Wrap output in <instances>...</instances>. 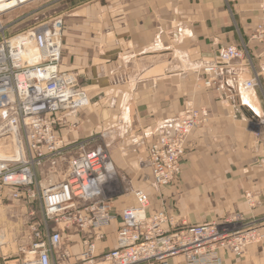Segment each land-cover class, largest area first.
I'll use <instances>...</instances> for the list:
<instances>
[{"label": "crops", "instance_id": "1", "mask_svg": "<svg viewBox=\"0 0 264 264\" xmlns=\"http://www.w3.org/2000/svg\"><path fill=\"white\" fill-rule=\"evenodd\" d=\"M65 2L70 5L61 68L77 75L90 103L58 113L62 120L55 129L67 142L88 138L105 144L110 171L121 179L109 197L116 219L101 229L105 237L96 243L97 253L117 247L118 214L137 205L131 191L142 189L151 200L148 214L165 210L189 224L230 220L233 230L258 227L260 242L242 257L222 253L221 264H264V38L254 37L260 25L264 29V0ZM230 44H246L252 65L233 60L225 68L224 92L205 88L202 66ZM256 73L260 87L245 90ZM190 98L208 123L190 135L182 174L159 188L148 147L160 124ZM9 201H0V263L23 264L20 246L30 242V232L19 214L1 210ZM236 215L241 218L233 223ZM64 237L75 264L84 234L67 230ZM165 264L185 262L177 257Z\"/></svg>", "mask_w": 264, "mask_h": 264}, {"label": "built area", "instance_id": "2", "mask_svg": "<svg viewBox=\"0 0 264 264\" xmlns=\"http://www.w3.org/2000/svg\"><path fill=\"white\" fill-rule=\"evenodd\" d=\"M33 1L7 6L0 13ZM63 25L64 19L56 16L11 35L1 25L0 133L14 137L15 151L0 159V201H38L42 214V219L28 222L30 242L20 246L23 264H71L64 244L67 230L84 234V249L75 264H165L177 257L185 264H221L222 253L242 257L251 244L260 242L258 227L233 230L230 220L189 224L165 210L148 214V193L132 189L137 205L118 214L117 247L97 253L96 243L105 237L101 229L116 219L105 187L113 176L111 157L105 144L88 138L67 142L55 129L62 120L58 113L90 102L77 75L61 68ZM254 37L264 38L261 25ZM218 52L214 62L202 66L199 79L205 88L223 93L228 86L226 66L233 60L252 63L246 44H230ZM259 84L256 73L244 89ZM207 123L208 117L190 98L180 113L160 124L148 147L157 187L171 186L182 174L189 137Z\"/></svg>", "mask_w": 264, "mask_h": 264}, {"label": "rangeland", "instance_id": "3", "mask_svg": "<svg viewBox=\"0 0 264 264\" xmlns=\"http://www.w3.org/2000/svg\"><path fill=\"white\" fill-rule=\"evenodd\" d=\"M22 1L25 2V0ZM51 2L52 0H35L33 2L25 3L24 5L17 7L10 12L0 13V33L4 29L6 30L7 35H11L25 29V27L27 26L40 23V21L43 20L53 19L56 16L62 17L64 20L67 19L68 12L66 8L70 5V3H68L67 5L65 0H55L54 4H51ZM1 25L4 26L3 29H1ZM258 87H260V84ZM0 142L4 143L3 145H5L3 147L0 146V153L2 152V154H0L1 158L14 153L15 145L13 136L0 133ZM94 143L96 145L103 144L101 141ZM120 180V177H118L117 175H113L112 179H110V181L105 185L108 192V197L113 196L117 193V189L120 186ZM2 204L4 205L1 210H3L5 214L8 210H10L12 212L14 211L15 214L17 213L20 215L19 218H22L24 227L29 224L28 222L30 221V219H42L41 204L38 201H32L30 203H13L9 201ZM10 204H12V206H9ZM32 211H34L33 215L30 214Z\"/></svg>", "mask_w": 264, "mask_h": 264}, {"label": "bare ground", "instance_id": "4", "mask_svg": "<svg viewBox=\"0 0 264 264\" xmlns=\"http://www.w3.org/2000/svg\"><path fill=\"white\" fill-rule=\"evenodd\" d=\"M26 1V0H25ZM21 2H23L22 0H10V2H8V0H0V9L2 10V9H5L7 6H13V5H15L16 3H21ZM245 99V98H244ZM246 100H248L249 102H253L254 101V99H251V98H249V97H247L246 98ZM90 103V102H89ZM0 121H1V116H0ZM12 138V137H11ZM3 141V140H2ZM1 143V142H0ZM4 143H1L0 144V146H5V145H3ZM0 154H2V152L0 153ZM10 156V155H9ZM6 157H8V156H6ZM6 157H3V158H1V155H0V159H4V158H6ZM115 170V169H114ZM121 188V187H120ZM108 193V192H107Z\"/></svg>", "mask_w": 264, "mask_h": 264}, {"label": "water", "instance_id": "5", "mask_svg": "<svg viewBox=\"0 0 264 264\" xmlns=\"http://www.w3.org/2000/svg\"><path fill=\"white\" fill-rule=\"evenodd\" d=\"M245 111H247V112L250 113V114H253V112L250 111V110H247V108L245 109Z\"/></svg>", "mask_w": 264, "mask_h": 264}]
</instances>
